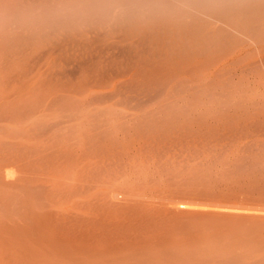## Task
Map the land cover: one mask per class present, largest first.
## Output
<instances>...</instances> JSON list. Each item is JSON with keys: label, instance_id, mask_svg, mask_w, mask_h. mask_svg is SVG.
<instances>
[{"label": "bare ground", "instance_id": "obj_1", "mask_svg": "<svg viewBox=\"0 0 264 264\" xmlns=\"http://www.w3.org/2000/svg\"><path fill=\"white\" fill-rule=\"evenodd\" d=\"M258 136L264 0H0V264H264Z\"/></svg>", "mask_w": 264, "mask_h": 264}, {"label": "rangeland", "instance_id": "obj_2", "mask_svg": "<svg viewBox=\"0 0 264 264\" xmlns=\"http://www.w3.org/2000/svg\"><path fill=\"white\" fill-rule=\"evenodd\" d=\"M63 91H64V90H63ZM62 93H63V92H62ZM115 98H116V99H115ZM103 100H104V99H103ZM112 100H113V101H112ZM126 100H127V99H126ZM126 100H125V97H123V96H118V97L115 96V97H111V99H110V98H106V100L103 101V103H102V101H100V102L98 101V102H97V100H96V101H94V102L96 103V104H95V103L92 101V102H90L88 105H87V104H84L83 108L81 107V109H79V110L76 109V110H75V113H74V109L72 110L73 113H74L75 115L77 114L78 116H77V115H76V116H75V115L73 116V113H72L71 110H70V112H69V110H68L67 112H63V111H60V110H59V111H60L59 113L62 112V113H61L62 115H64V114L67 115L68 112L71 113V115L73 116V118L75 117L76 120H77V121H75V120H74V121H73V120L68 121V118H66V120L68 121V123H67V121L65 120V115H64V116L59 115L58 111L56 110L57 113H58V115H59L60 118L62 119V120L60 119L61 121H59V120H58L59 118H58V116H57V117H56V120H57L59 123H64V125L61 124V127H60V125H59L58 122H57V124H58V126L60 127V129H58V127H57V125H56V127H57L56 130H58V131H59V130H60V131H61V130L67 131V130L69 129V128L67 127L68 124H71V125H69V127L72 126V130L75 129V128L78 126V124H80V123L83 122V117H84V115H87L88 113H97V112H101V114H102L103 112H105V113L108 115V113H110V112L114 113L115 111L120 112V113H124V112H125V113H129V112H131V113H135L136 111H137L138 113L141 112V110H138L137 108H136L137 110H136L135 108H134V109L132 108V107H134V106H132V104H133V105L136 104V101H135L134 99H133L134 101L131 100V99H130L131 101H128V100L126 101ZM104 102H105L106 104H105ZM77 103H79V101H78V102L76 101L75 104H77ZM91 103H93L94 105L91 104ZM90 106H91V107H90ZM86 107H87V108H86ZM112 107H113V108H112ZM148 108H149V106H148ZM42 109H43V110H42ZM44 109H45V106H44V107H41V110H39V111L37 112V113L39 114V115H37V116H40L41 114H43V113H44ZM53 109H55V108H53ZM53 109H52V110H48V111H52V112H53ZM86 109H87V110H86ZM103 109H104V110H103ZM106 109H107V111H105ZM113 109H114V110H113ZM80 110H81V111H80ZM84 110H85V111H84ZM112 110H113L114 112H113ZM135 110H136V111H135ZM40 111H41V112H40ZM48 111H46V112H48ZM54 111H55V110H54ZM139 111H140V112H139ZM39 112H40V113H39ZM46 112H45V114H46L45 118H47V115L50 117V118L48 117L47 119H51V117L54 118L53 115H55V116L57 115V113H54V112H53V113L50 112L51 114H48V113H46ZM80 112H81V113H80ZM137 112H136V113H137ZM105 113H103V114H104L105 116H107ZM79 114H80V115H79ZM67 116L69 117V119H73L72 116H70V114L67 115ZM67 116H66V117H67ZM80 116H82V118H80ZM101 116L103 117V115H101ZM105 116H104V117H105ZM35 117H36V116H35ZM62 117L64 118V120H63ZM78 118H79V119H78ZM29 119L32 120L33 118H29ZM54 119H55V118H54ZM54 119H53V120H54ZM78 120H79V121H78ZM62 121H63V122H62ZM65 121H66V122H65ZM72 121H73V122H72ZM25 122L30 123L31 121H28V120H27V121H25ZM14 123H16V122H14ZM23 123H24V122H23ZM28 123H27V124H28ZM75 123H77V126H76ZM84 123H85V122H84ZM27 124H25V125H27ZM72 124H73V125H72ZM11 125H12L11 127H12L13 129H11L10 132H11L12 134L14 133V135H15V131L17 132V129H18V131H19V128H20V130H21V128L25 126V125H24V126L21 125V123H20V125H19V123L11 124ZM20 126H21V127H20ZM64 126L67 127V129H65V128L62 129V127H64ZM75 126H76V127H75ZM18 127H19V128H18ZM56 127H54V128H56ZM74 127H75V128H74ZM78 127H79V126H78ZM78 127H77V128H78ZM54 128H53V129H54ZM77 128H76V129H77ZM70 129H71V128H70ZM70 129H69V130H70ZM76 129H75V130H76ZM56 130L54 129V131H56ZM8 131H9V130H8ZM73 131H74V130H73ZM11 133L8 134L9 137H11V136H10ZM12 134H11V135H12ZM14 135H12V137H13ZM20 136H21V135H20ZM4 137H5V136L1 135V138H2V139H4ZM9 137L6 136V138H9ZM194 137H195V136L187 137L186 141L183 142V143H186V144H184V145L180 144V146H179V143L173 144V146H172V144H169V146L167 145L168 147H170V146H171V147H174V148H172L174 152L171 150V147H170V149H169L168 147H165V148L168 149L167 152H168L169 150H171L172 153H173L174 155H172V154H171V151H169V152H168V155H166V157H165V156H164V155H165V151H162V150L159 149V148L162 147V146H160L159 148H157V150H156V149H151V150L149 149L150 154L148 153V155H150V156L152 155L153 160L155 159L153 163H155L156 165H158V163L155 162V161H157V159H158V161H159L160 164H161V162H164V161H165L164 163L166 164V166H170V165H171L172 168H171V167H168L170 170H172L174 166H175L174 169L177 170V167H178V170H180V169H182V167H187L188 165L190 166V164L194 163L192 166H190V167H191L190 169H189V167L187 168V169H188L187 171H190L191 169L195 168V166L199 165L203 160L209 158V156L207 157V155H210V156H211V154H214L215 151H216V153L218 152L217 155H219V151H220L221 149H223L222 147H223V145H224V141H222V143H220V141H217V140H213V141H212L211 139H209V142H211L212 145H214V147H215V146L217 147L218 144H220V146L222 145V147H220V146L218 145V147H220V150L217 149L218 147H217V148L215 147L216 150H215V148H214L215 151H213V148H212V146L210 145L211 143L209 144V146H211V148L209 149L208 144H206L207 142L204 143V144L207 145V146H206V145H204L200 140H199L198 144H199V145L202 144V145H201L200 148H199V145H198V144H197L198 147L195 145V143L193 144L194 141H195V142L198 141V140H197L198 138L194 139ZM6 138H5V139H6ZM20 138L22 139V136H21ZM20 138H18V140H20ZM256 138H257V137H256ZM256 138H255V137H252V139H251V138H250V139H251L254 143H256V142H257V141H255ZM260 138H261V137L258 136V139H260ZM5 139H4V140H5ZM199 139H201V138L199 137ZM212 139H213V138H212ZM254 139H255V140H254ZM261 139H262V138H261ZM248 140H249V138H248L247 140H245V142H246V141L248 142ZM251 140H250V142L252 143ZM202 141H203V139H202ZM215 141H216V143H214ZM262 141H263V142H262ZM262 141H259V142H260V143L262 142L263 145H264V140L262 139ZM209 142H208V143H209ZM217 142H218V143H217ZM260 143H259V145H258V143H257V145L259 146V148L263 149V146H260V145H262V144H260ZM192 144L195 145V146L197 147V148H194V150H193V151L195 152V154H193V156H192V153H194V152L192 151V149L190 150V148H192V147H191ZM0 145H1V144H0ZM177 145L179 146V150L177 149V148H178ZM242 145H244L243 142H242ZM251 145L253 146V148L256 147V144H254V145L251 144ZM195 146H193V147H195ZM204 146H205V147H204ZM258 146H257V147H258ZM175 147H176V148H175ZM181 147H182V148H181ZM203 147L205 148V150H206V148H208V149H209V152H208V150H207V151H203V152H205V153L201 152V151L204 149ZM257 147H256V148H257ZM165 148H164V150H166ZM201 148H202V149H201ZM241 148H242V146H241ZM253 148H252V149H253ZM175 149L177 150V152H176ZM195 149L200 150V152H199L198 150H196V151H197V152H196ZM159 150H160L161 152H160ZM186 150H188V151H187L188 154L186 153ZM257 150L260 151L259 149H256V151H257ZM2 151H3V149H0V165H1L0 169L3 168V160H2L3 157H6V158H10V157H12V155H11L12 153H11V152H8V151H3V152H2ZM153 151H154V152H153ZM178 151H179V152H178ZM212 151H213L214 153H213ZM244 151H245V150H243V151L241 150V151H239V152L243 153ZM158 152H159V153H158ZM167 152H166V154H167ZM175 152H176V153H175ZM191 152H192V153H191ZM152 153H153V154H152ZM155 153L157 154V156L155 155ZM160 153H161V154H160ZM162 153H163V154H162ZM169 153L171 154L172 158H171V157L169 158V156H170ZM184 153H185V154H184ZM196 153H198V156L196 155ZM200 153H202V154H204V155H202V154H200ZM216 153H215V155H216ZM244 153H246V152H244ZM244 153H243V154H244ZM247 153H248V151H247ZM159 154H160V155H159ZM161 155H162V156H161ZM185 155H188L189 158H190V160H189V164H188V159H189V158H187V157H186V158L183 157V156H185ZM200 155H201V157H205V158L202 159V158L200 157ZM150 156H149V157H150ZM195 156H196V157H195ZM163 157H164V159H165L164 161H162V160H163V159H162ZM167 157L170 159V162H168L169 160L167 159ZM1 158H2V159H1ZM12 158H13V157H12ZM12 158H11V159H12ZM156 158H157V159H156ZM175 158H176V160H174ZM178 158H179V159H178ZM180 158H183V159H180ZM161 159H162V160H161ZM166 159H167V160H166ZM172 159H173V160H172ZM197 159H199V161H197ZM153 160H152V161H153ZM158 161H157V162H158ZM173 161H175V163H174ZM180 161H181V163H180ZM178 162H179V163H178ZM183 162H184V163H187L188 165H187V164H183ZM190 162H191V163H190ZM168 163H169V164H168ZM197 163H198V164H197ZM177 164H179L181 167H180L179 165H177ZM181 164L184 165V166H182ZM186 165H187V166H186ZM218 170H221V168L218 169ZM174 171H175V170H174ZM167 189H168V190H167ZM169 189L172 190V187L169 188V186H168V187L166 188V186H165V188H163V191L165 190V191H164L165 193H167V191H168V192H170L169 194L172 195L171 193H173V192L170 191ZM166 190H167V191H166ZM164 192H162L163 195H161L164 199H166V196H167V198L170 197V199H174V198H173L172 196H170L169 194H168L169 196H168L167 194L165 195ZM164 195H165V197H164ZM171 197H172V198H171ZM167 200H168V199H167Z\"/></svg>", "mask_w": 264, "mask_h": 264}]
</instances>
